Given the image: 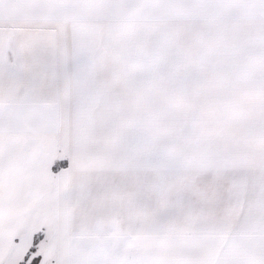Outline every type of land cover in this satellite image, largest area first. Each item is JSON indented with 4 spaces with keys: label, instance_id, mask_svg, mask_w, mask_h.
<instances>
[{
    "label": "snow or ice",
    "instance_id": "obj_1",
    "mask_svg": "<svg viewBox=\"0 0 264 264\" xmlns=\"http://www.w3.org/2000/svg\"><path fill=\"white\" fill-rule=\"evenodd\" d=\"M0 264H264V0H0Z\"/></svg>",
    "mask_w": 264,
    "mask_h": 264
}]
</instances>
